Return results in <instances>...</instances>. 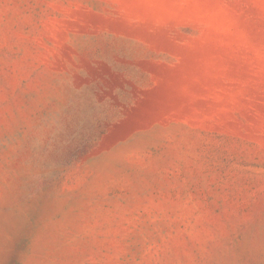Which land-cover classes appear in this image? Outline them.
Segmentation results:
<instances>
[{
    "label": "rangeland",
    "instance_id": "rangeland-1",
    "mask_svg": "<svg viewBox=\"0 0 264 264\" xmlns=\"http://www.w3.org/2000/svg\"><path fill=\"white\" fill-rule=\"evenodd\" d=\"M0 264H264V0H0Z\"/></svg>",
    "mask_w": 264,
    "mask_h": 264
}]
</instances>
